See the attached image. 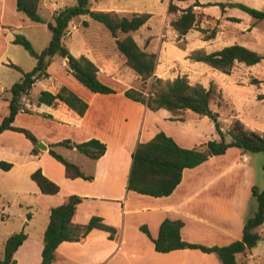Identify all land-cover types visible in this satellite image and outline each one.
Instances as JSON below:
<instances>
[{"label":"crops","instance_id":"1","mask_svg":"<svg viewBox=\"0 0 264 264\" xmlns=\"http://www.w3.org/2000/svg\"><path fill=\"white\" fill-rule=\"evenodd\" d=\"M244 1L246 5L264 11V0ZM74 2L71 0V4ZM115 2L89 0L93 10H113L123 15L150 13L147 22L131 35L142 49L156 54L154 76L172 80L185 75L190 83H200L205 87L210 83L215 84L224 103L218 105L211 102L210 107L218 113L219 121L221 117H237V112H227L224 107H228L229 99L234 105L231 98L233 92L243 93L244 87H248V91L257 95L256 107L253 105L250 111V120H239L247 129L263 134L255 126L264 123V99L258 98L264 93L248 86H259L262 81L260 61L252 65L235 61L228 72H222L189 57L196 49L209 53L232 44L243 45L264 56L263 41L253 39L252 35L239 40V33L252 34L257 30L256 23L240 30L229 17L239 18L240 21L243 18L230 14L231 7L225 6L222 14L215 16L217 30L213 38L201 37L199 44L191 43L188 48L174 47L166 51V43H156L157 33L154 34L151 28V21L157 12L132 10ZM7 4L13 17L18 12L15 0H0V34L3 33L0 41V122L9 113L8 89L20 79V76L13 77L11 70L16 68L11 63L21 66L8 50V44L13 39L8 33L16 28L3 20ZM39 6L49 12L48 17L41 16L44 20L62 7L54 0H41ZM167 6L168 1L161 12L166 13ZM136 32L139 33L138 39L134 36ZM188 34L190 31L181 38L191 39ZM68 48L73 55H84L92 60L98 68L99 80L115 92H92L70 73L64 58L59 55L50 58L47 67L49 76L36 81L32 88L43 82L46 88L42 90L55 93L61 86H66L88 106L80 116L63 103L38 105V94L31 97V88L24 101L29 112H18L12 125L28 129L38 142L47 145V149L37 147L38 150L33 152L32 142L20 131L5 129L0 132V161L11 164L7 170L0 168V257L3 256L5 240L12 233L23 230L26 237L13 253L15 264H40L43 233L49 221L50 209L63 203L69 196L77 195L81 201L71 218L72 223L85 224L97 215L115 228V235L110 238L107 231L93 228L79 241H63L54 251L52 264H221L216 253L197 248L158 252L152 238L158 235L161 222L171 219L182 221L181 238L190 243L224 246L240 239L245 220L255 212L257 206L252 187L264 189V185L258 184V178L264 180V171L260 159L258 164V159L254 157L256 153L231 146L222 154L209 156L200 164L183 169L180 182L166 196L155 197L127 189L132 156L137 145L148 141L157 132L163 131L184 148H204L209 139H219L220 136L212 122L209 126H203L204 115L185 111L183 120L171 119V113L164 108L153 111L144 103L126 97L124 91L135 88V85L121 74V66L127 65L120 53L118 65L96 58L90 49L78 48L73 51ZM138 79L134 75L133 81ZM213 133H216V138ZM91 138L106 144L104 154L97 159L87 158L75 147L57 144L64 139L78 143ZM50 148L79 165L84 175L91 176V179L66 177L64 165L48 152ZM37 169L59 186L57 193L41 192L31 178ZM141 226H146L150 236L141 230ZM258 231L261 239L250 251L237 256V264H264V224L258 227Z\"/></svg>","mask_w":264,"mask_h":264},{"label":"trees","instance_id":"2","mask_svg":"<svg viewBox=\"0 0 264 264\" xmlns=\"http://www.w3.org/2000/svg\"><path fill=\"white\" fill-rule=\"evenodd\" d=\"M40 1L15 0L18 12L25 14L34 22L45 23L51 35L48 44L42 50L36 51L23 34H14L12 43L21 45L34 58L35 64L31 70L23 71L19 66L11 63V66L20 70L22 75L8 89L10 93L8 98L9 113L0 122V132L5 129L20 131L32 142V151L38 150L37 138L28 129L14 127L12 122L18 112H29L22 98L29 95L36 81L49 76L47 67L53 55L64 58L70 73L92 92L104 94L115 92L112 87L99 80L98 68L92 60L84 55H73L63 41L69 30L71 19L77 15H86L101 22L110 31L115 38L119 53L124 58L125 65L130 67L142 82L140 89L132 87L126 89L124 91L126 97L144 103L153 111L164 108L171 113V119L183 120L185 111L207 115L214 122L215 130L220 136L219 139H209L204 144V148H184L163 131L157 132L148 141L137 145L132 156L127 189L155 197L166 196L180 182L183 169L194 167L209 156L222 154L231 146L249 153L264 151V134L247 129L239 119H234L226 132L222 131L217 112H213L210 108L211 102L218 105L224 103L221 92L215 84L210 83L208 87H205L200 83H190L185 75L176 76L172 80H164L153 75L156 54L142 49L131 35L132 32L147 22L150 13L133 12L123 15L113 10H93L89 0H75L71 5L54 10L50 18L44 20L38 11ZM188 1L169 0L168 2L167 12L173 15L169 20V25L178 37L184 36L190 29L194 28L198 21V14L194 7L201 4L198 0L186 4ZM219 4L222 10L225 6L238 7L256 20L264 19V11L244 3L227 2ZM229 20L238 21L239 18L229 17ZM119 33L125 35L120 38ZM214 34L213 32L210 37H213ZM189 57L196 61H202L222 72H228L235 61L252 65L264 58L256 51L240 44L224 46L209 53L196 49L190 53ZM146 85L149 87L148 94L144 91ZM258 98L264 99V95L260 94ZM36 103L51 106L63 103L80 116L84 114L88 106L86 101L66 86H61L55 93L49 90H41L37 95ZM227 135L228 139H226ZM57 144L70 148L75 147L89 159L99 158L106 150V144L96 138L78 143L64 139ZM48 152L64 165L66 177L91 179V176L84 175L79 165L68 161L51 148ZM10 166V163L0 161V168L7 170ZM31 178L41 192L45 194H55L59 191V186L48 179L40 169L35 170L31 174ZM252 195L257 202L256 210L245 220L240 239L224 246H204L190 243L181 238L180 230L183 224L181 220L164 219L159 226L158 235L152 238L155 250L169 252L176 249L197 248L203 252L216 253L221 264H237V256L250 251L261 239L258 227L264 224V189L259 190L253 186ZM80 201L81 197L71 195L60 205L50 209L49 221L43 233L40 264H52L54 251L61 242L79 241L93 228L105 230L109 233L110 238L114 237L115 228L106 224L100 216H92L85 224L72 223L71 218ZM140 228L150 236L146 226ZM25 237L26 233L21 230L12 233L5 240L0 264H15L13 253Z\"/></svg>","mask_w":264,"mask_h":264},{"label":"rangeland","instance_id":"3","mask_svg":"<svg viewBox=\"0 0 264 264\" xmlns=\"http://www.w3.org/2000/svg\"><path fill=\"white\" fill-rule=\"evenodd\" d=\"M57 2L58 5L64 7L67 5H71V0H54ZM116 4L123 6L124 8L129 9H138L143 11H155L158 14L154 16V18L151 21V28L153 30V33H157V39L156 43L159 41H164L166 43L165 50H171V48L177 47V48H188V44H199V39L201 37L204 38H213L210 37V35L217 30V22L215 20V16H220L222 14V9L219 3L224 2H230L232 0H198L201 4L200 6H195L194 10L198 14V21L194 28L190 29V34H188V37L191 39H185L178 37L176 32L171 28L169 25V20L173 17V15L161 12L163 9H165L167 1L169 0H115ZM194 0H189L186 2L192 3ZM208 1V2H207ZM240 2L245 3L244 0H236L234 2ZM8 4L6 5V7ZM61 8V7H60ZM39 14L46 18L49 16V12L47 9H45L43 6H39ZM118 13V12H117ZM230 14H233L235 16L242 17L243 20L235 21L236 23H232L234 26L239 28L240 30L243 29V27L252 26V23H256V28L252 34H244L239 33V40H243L246 37H249L252 35L253 39L255 40H261L264 42V20L256 21L245 11L241 10L238 7H231ZM17 16L14 17L10 14L8 11V7L6 9L5 15L3 17V20L8 23L15 26V31H10L8 34L11 36H14L15 33L23 34L31 43L33 48L36 51L42 50L47 44L50 39V31L47 28L45 23L42 22H34L30 20L25 14L16 12ZM120 14V13H119ZM125 15V14H124ZM86 20L88 22L87 25L84 24V21ZM229 28V27H227ZM70 34H66L64 38L65 44H67L68 47H70L73 51H77L78 48H87L91 50V54L95 56L96 58H103L106 61H110L111 63H115L119 65V51L115 45L114 38L111 35L110 31L99 21H96L86 15H77L74 16L69 24ZM69 31V30H68ZM243 33H246V31H243ZM138 32L134 33V36L138 39ZM215 35V34H214ZM246 35V36H245ZM118 36L121 38L124 36L123 33H119ZM158 36L160 40L158 39ZM3 39V33L0 34V41ZM143 42H140V45L142 46ZM8 50L9 53L14 56V58L18 61V63L21 65V69L24 71H29L34 66V58L29 55V53L19 44H8ZM201 50V49H200ZM203 51V50H202ZM56 61L57 58H55ZM260 67H262L264 71V58L259 63ZM28 68V69H24ZM121 74L126 78V80H131L133 82L132 84L135 85L136 89H140L142 86V82L140 79L134 80V75L137 77V74L128 66H121ZM260 70L262 81L260 85H248L252 89H257V92L264 93V72ZM11 73L13 77L20 76L21 77V71L17 69H12ZM82 84V83H81ZM83 85V84H82ZM44 83L39 82L37 83L31 90V97H35L38 92L42 89H44ZM248 87H244V92H233L231 94V98L234 100V105L232 103V100H227L228 107H224V109L227 112L232 111L237 112V119L240 120H250L251 114L250 111L254 107H256L255 100L257 99V95L253 92H250L247 90ZM144 89V88H143ZM149 87L146 85L144 91L146 94H148ZM211 108V107H210ZM217 108V106L215 107ZM259 110V107H257ZM212 110V109H211ZM213 111V110H212ZM215 112V111H213ZM236 113V114H237ZM218 114V113H217ZM206 116V117H205ZM202 117L204 121L203 126H209L210 122L214 124V122L211 120L210 117L207 115H204ZM235 118V119H236ZM234 119H230L228 117L225 118H218V121L220 122L221 129L227 130ZM256 129L263 132L264 134V123H258L255 126ZM216 136V133H213ZM218 134V133H217ZM219 135V134H218ZM228 135L226 136V139H228ZM256 159H260V166L264 171V151L262 152H256L255 154ZM262 162V163H261ZM258 184L264 185V180L262 178H258Z\"/></svg>","mask_w":264,"mask_h":264},{"label":"water","instance_id":"4","mask_svg":"<svg viewBox=\"0 0 264 264\" xmlns=\"http://www.w3.org/2000/svg\"><path fill=\"white\" fill-rule=\"evenodd\" d=\"M37 147L41 150H46L47 149V145H45L44 143H42L41 141H39L37 143Z\"/></svg>","mask_w":264,"mask_h":264},{"label":"built area","instance_id":"5","mask_svg":"<svg viewBox=\"0 0 264 264\" xmlns=\"http://www.w3.org/2000/svg\"><path fill=\"white\" fill-rule=\"evenodd\" d=\"M22 101H23V102L25 101V97L22 98Z\"/></svg>","mask_w":264,"mask_h":264}]
</instances>
